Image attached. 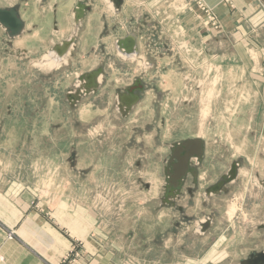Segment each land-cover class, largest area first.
Returning a JSON list of instances; mask_svg holds the SVG:
<instances>
[{"label":"rangeland","instance_id":"1","mask_svg":"<svg viewBox=\"0 0 264 264\" xmlns=\"http://www.w3.org/2000/svg\"><path fill=\"white\" fill-rule=\"evenodd\" d=\"M15 7L21 33L0 25V264L264 252V0H0ZM99 70L95 90L81 88ZM195 139L196 181L167 204L170 148Z\"/></svg>","mask_w":264,"mask_h":264},{"label":"water","instance_id":"2","mask_svg":"<svg viewBox=\"0 0 264 264\" xmlns=\"http://www.w3.org/2000/svg\"><path fill=\"white\" fill-rule=\"evenodd\" d=\"M108 1L113 4L116 10H119L123 2V0ZM87 9V7L79 5L76 10V17H78L76 19L79 20V16L83 13L84 10ZM0 25L8 31L11 38L18 36L21 33L23 24L18 18L16 7L6 10H0ZM132 43L133 41L130 40V44ZM117 44L118 47L122 49V47L125 45V41H120ZM126 51L128 55L134 53V50L131 49V47L128 50L126 49ZM100 73L101 71L99 70L96 73L85 75L79 78V81H83L85 83L86 90H95V88L97 87V78L99 77ZM140 89V86L127 89L126 92L128 93V95L120 97L121 102L125 103L128 108H131V105L135 104V102L138 101V96L135 95V91H138ZM87 92L88 91H86V93ZM202 156L203 142L199 139L182 141L174 144L170 148L169 161L165 169V203H170L167 198H175L179 195L180 190L184 184V179L188 174L191 175L194 180H196V170L195 168L191 167L190 161L192 159H195L198 163H200ZM230 176L232 178L234 174H231ZM241 264H264V252L252 255L249 259L242 262Z\"/></svg>","mask_w":264,"mask_h":264},{"label":"crops","instance_id":"3","mask_svg":"<svg viewBox=\"0 0 264 264\" xmlns=\"http://www.w3.org/2000/svg\"><path fill=\"white\" fill-rule=\"evenodd\" d=\"M61 1V3L63 2V0H60ZM66 1V0H65ZM239 1L240 0H235V2L238 4L239 3ZM205 2H206V4H208L209 6H216V5H218V0H205ZM250 2V0H241V3H249ZM53 3H56L55 1L53 2ZM153 3H151V1H149V5L151 6ZM58 5H59V3L57 2V4H53V8H55V10L53 11V14H54V19L56 20V19H59V21H64V19L66 18L65 17V13H66V7H59L58 8ZM152 8V7H151ZM123 11V8H121V12ZM76 13V10H71V12H70V15H71V22H72V27H74L75 26V23H74V16H75V13ZM84 13V12H83ZM85 14H86V12H85ZM85 14H84V16H85ZM83 19V18H82ZM55 28H57L56 26H55ZM136 46H137V44H136ZM126 48H127V46L125 45V46H123L122 47V49L121 50H123L124 52H126L127 53V51H126ZM122 51V52H123ZM120 52V51H119ZM128 57V56H127ZM128 61V60H127ZM2 242V239H0V243ZM6 243V242H5Z\"/></svg>","mask_w":264,"mask_h":264},{"label":"bare ground","instance_id":"4","mask_svg":"<svg viewBox=\"0 0 264 264\" xmlns=\"http://www.w3.org/2000/svg\"><path fill=\"white\" fill-rule=\"evenodd\" d=\"M76 22L78 23V20H76ZM57 56H61V54H60V55H57L55 52H53V54H51V56H49V59L46 61V68H48V69H52V68H53V67L50 65V62H51V61H60L59 58H58ZM83 83H84L83 81L80 82L81 88H82V87L84 88V84H83ZM81 88H80V89H81ZM233 177H234V176H233Z\"/></svg>","mask_w":264,"mask_h":264},{"label":"flooded vegetation","instance_id":"5","mask_svg":"<svg viewBox=\"0 0 264 264\" xmlns=\"http://www.w3.org/2000/svg\"><path fill=\"white\" fill-rule=\"evenodd\" d=\"M202 160V159H201ZM191 162V161H190ZM199 163H196V165H198ZM196 170V169H195ZM196 174H197V171H196ZM185 180V179H184ZM193 181H196V180H193ZM251 257V256H250ZM249 259V258H248Z\"/></svg>","mask_w":264,"mask_h":264}]
</instances>
